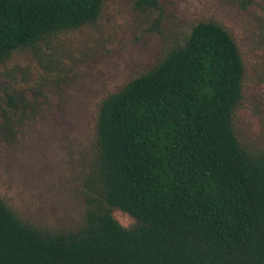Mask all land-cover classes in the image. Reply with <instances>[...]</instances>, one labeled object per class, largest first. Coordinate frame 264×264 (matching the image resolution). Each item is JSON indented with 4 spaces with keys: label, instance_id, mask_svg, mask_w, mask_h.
Returning <instances> with one entry per match:
<instances>
[{
    "label": "trees",
    "instance_id": "obj_1",
    "mask_svg": "<svg viewBox=\"0 0 264 264\" xmlns=\"http://www.w3.org/2000/svg\"><path fill=\"white\" fill-rule=\"evenodd\" d=\"M102 7L0 0V64L93 25ZM243 76L221 26L192 27L100 104L88 177L95 198L80 228L40 231L0 200V264H264V151L245 150L233 129ZM112 209L138 226L122 227Z\"/></svg>",
    "mask_w": 264,
    "mask_h": 264
},
{
    "label": "rangeland",
    "instance_id": "obj_2",
    "mask_svg": "<svg viewBox=\"0 0 264 264\" xmlns=\"http://www.w3.org/2000/svg\"><path fill=\"white\" fill-rule=\"evenodd\" d=\"M200 22L221 26L244 68L233 129L264 151V0H103L93 25L0 64V200L50 233L83 224L100 104L146 73ZM10 102V103H9ZM120 225L138 222L118 209Z\"/></svg>",
    "mask_w": 264,
    "mask_h": 264
},
{
    "label": "clouds",
    "instance_id": "obj_3",
    "mask_svg": "<svg viewBox=\"0 0 264 264\" xmlns=\"http://www.w3.org/2000/svg\"><path fill=\"white\" fill-rule=\"evenodd\" d=\"M131 223H134V221H131L130 224H127V225H121V226L124 227V228H128V227L131 226Z\"/></svg>",
    "mask_w": 264,
    "mask_h": 264
}]
</instances>
